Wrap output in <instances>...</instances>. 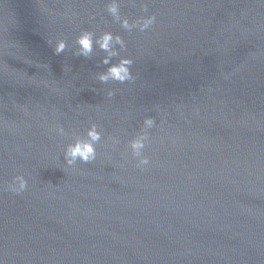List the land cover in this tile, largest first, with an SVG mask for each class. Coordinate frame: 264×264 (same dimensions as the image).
Masks as SVG:
<instances>
[{"label": "water", "instance_id": "95a60500", "mask_svg": "<svg viewBox=\"0 0 264 264\" xmlns=\"http://www.w3.org/2000/svg\"><path fill=\"white\" fill-rule=\"evenodd\" d=\"M109 2L0 0V264H264V2L119 0L155 14L143 33ZM82 30L119 34L135 79L101 83L105 53L73 54ZM92 123L97 158L64 170Z\"/></svg>", "mask_w": 264, "mask_h": 264}, {"label": "clouds", "instance_id": "9594fccd", "mask_svg": "<svg viewBox=\"0 0 264 264\" xmlns=\"http://www.w3.org/2000/svg\"><path fill=\"white\" fill-rule=\"evenodd\" d=\"M264 2V0H262ZM119 0H110L106 11L112 17L113 21L119 22L120 26L131 32L133 29L141 33L150 29L156 23L155 14L140 16L131 22L126 16L120 14ZM147 12V5L141 8ZM51 43V42H50ZM76 50L74 55L90 58L94 52V47L105 53L102 57V63L107 65V68L97 74V79L101 83L115 81L118 83L131 82L135 79L132 74L131 66L133 60L128 56L120 55V52L126 49L125 40L119 34H113L111 31H104L99 36L88 30H82L75 40ZM117 46H119L117 48ZM68 47L63 39L55 41L54 52L60 54ZM113 57H118L115 62H112ZM113 91L108 90L107 96L112 97ZM156 121L151 116H145L141 131L131 140L128 141V148L131 150L132 157L135 159V167L143 170L150 164L149 157L144 154L145 147L151 142L148 129L153 128ZM50 131L55 132L58 136H65L67 133L62 125L57 123L50 128ZM102 130H98V126L92 123L86 130L83 136L73 134V140L64 146L63 160L64 170L73 168L77 162L84 164L93 162L97 158L96 146L101 142ZM111 145L115 146L119 143L116 137H109ZM7 190L14 194H21L27 188V181L24 176L16 175L12 182L6 185Z\"/></svg>", "mask_w": 264, "mask_h": 264}]
</instances>
